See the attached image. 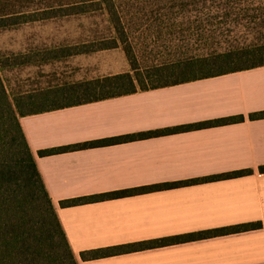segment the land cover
<instances>
[{"label": "crops", "instance_id": "obj_1", "mask_svg": "<svg viewBox=\"0 0 264 264\" xmlns=\"http://www.w3.org/2000/svg\"><path fill=\"white\" fill-rule=\"evenodd\" d=\"M28 53L30 58L34 56ZM37 55L28 63L14 65L28 66L31 75L37 76L33 80L38 84L21 96L46 93L62 83L131 72L126 58L120 67L112 60L98 71L84 73L79 68L70 72L59 69L63 57ZM66 61L79 66L81 59ZM262 112L264 66L42 111L21 117L20 124L78 264H264V172L260 171L264 167V118L250 117ZM240 116L244 121L165 132ZM154 132L128 142L73 148ZM62 148L67 149L39 155L40 151ZM246 170L252 173L205 180ZM181 182L191 183L71 207L60 205L62 201ZM252 224L262 227L97 259L82 258V253L90 251Z\"/></svg>", "mask_w": 264, "mask_h": 264}, {"label": "trees", "instance_id": "obj_2", "mask_svg": "<svg viewBox=\"0 0 264 264\" xmlns=\"http://www.w3.org/2000/svg\"><path fill=\"white\" fill-rule=\"evenodd\" d=\"M208 1L213 3V8L211 9L213 14L210 12L198 13L200 15L196 16L197 21H195L198 26L192 31L193 34L190 35L196 37L198 42L206 40L216 41L218 36H224V32H218V29L206 31L204 27L201 29L200 26L215 27L217 24L224 25L225 17L230 22V19L233 17L237 18L241 13L244 14V19L251 21L250 23L264 26V0H227L226 8H229V12L226 14H224V3L222 0H151L149 3L156 10H166V13L173 12L172 14L177 12L182 19L189 20L194 8L192 6ZM243 3H246V6ZM131 8H135V3L132 2L130 4L123 0H94L90 5H73L64 10L60 9L63 12V16L85 14L95 10L103 11L107 14L109 24L115 35L111 38L84 43L78 48L68 47L69 51L64 54L65 57L111 50L121 46L130 63L131 72L70 85L65 89L67 91L66 95L59 91H57L59 96L54 97L53 95L56 104L49 108L37 109V101L33 95L10 97L1 75V70L5 67V64L0 59V264H78L68 243L57 210L38 169L36 157L21 127V117L42 111L133 94L138 90L146 91L168 87L264 66V33H258L255 42L234 45L227 44L229 41L225 40L226 47L216 46L214 48L208 46L194 49V51H183L178 59L174 61L159 64L142 71L138 65L130 37L138 23L136 22L135 25L134 22L129 21L125 17L126 12ZM205 16H208L207 20L202 18ZM11 18L8 17L5 18V21H0V28L20 23L53 19L54 16L51 13H47L46 17L41 19L24 17L22 22L8 23ZM192 24L194 22H188V26L184 30H190L188 28H192ZM182 33L183 31L180 34ZM46 97L48 98V95ZM60 97L65 98L66 103H62L61 99L59 100ZM250 117L251 119L264 118V112L252 114ZM242 121H244V118L241 116L231 117L175 127L165 132L197 130ZM153 134L156 133L91 141L73 146V148L107 146L138 138H146ZM64 149L67 148L40 151L39 155L54 154ZM260 171L264 172V167H261ZM250 173H252L250 170L239 171L205 180L236 178ZM190 183L181 182L129 189L62 201L60 205L62 207H71L185 186ZM261 227V224H252L165 238L107 250L90 251L82 253V258L87 260L97 259L115 253L164 247Z\"/></svg>", "mask_w": 264, "mask_h": 264}, {"label": "rangeland", "instance_id": "obj_3", "mask_svg": "<svg viewBox=\"0 0 264 264\" xmlns=\"http://www.w3.org/2000/svg\"><path fill=\"white\" fill-rule=\"evenodd\" d=\"M93 1L0 0V19H2L0 21H5V18L8 17H13L8 23L22 22L24 17L41 19L46 17L47 13H51L54 16L53 19L36 23H20L0 28V59L5 64V67L1 70V75L10 97H20L21 92L33 90L38 84L33 80L34 77H37L36 74L31 75L28 66H14L22 62L28 63L30 59L37 55L36 50L46 49L47 51L43 52L44 54H38V58L41 56L46 58H57L59 56L65 58L59 69H64L66 72H70L74 68H79L84 73H87L89 69L98 71L100 67L107 66L112 60H114L113 62L117 67H120L122 59H127L121 46L116 49L79 55V57H77L78 55L64 56L69 51L68 47L78 48L84 43L115 36L109 24L108 16L103 11L95 10L85 14L63 16V12L60 10L67 9L73 5H90ZM123 1L130 4L132 2L135 3V8L127 11L125 17L129 21L134 22L135 25L136 22L138 23L130 37L138 65L142 71L159 64L174 61L178 59L183 51H194V49L208 46L215 48L216 46L226 47L225 45L227 44H248L256 41L258 33H264V26L250 23L251 21L244 19V14L240 12V16L230 19L231 23L225 17L224 25L217 24L215 27L200 26L201 29L204 27L206 31L218 29V32H224V36H218L216 41L206 40L198 42L196 37L190 36L193 34L192 31L198 26V23H195L197 21L196 16L200 15L198 13L210 12L213 14L211 10L213 3L211 1L193 5L192 7L194 8L189 20L182 19L177 12L172 14L173 12L166 13V10H156L155 7H151V3H149L151 0ZM222 2L224 3V14H226L229 12V8H226L227 0H222ZM243 4L246 6V3ZM202 18L207 20L208 16ZM188 22H194V24H192V28L187 27L190 30H184L188 26ZM181 31H183L182 34H180ZM225 40L229 42L226 44ZM28 52H32L34 56L30 58ZM71 57L73 59H81L80 62H77L79 66L75 65L76 62L66 61V59H71ZM52 79L54 78H50L51 82H53ZM62 85L46 93L34 94L33 96H35L37 101V109L49 108L56 104L53 95L54 97L59 96L57 91L66 95L67 91L65 89L74 84L67 82L62 83ZM137 88L140 89L139 87ZM46 95H48V98ZM64 99L63 97L59 98L62 103H66Z\"/></svg>", "mask_w": 264, "mask_h": 264}]
</instances>
